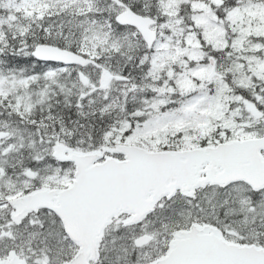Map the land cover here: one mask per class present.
<instances>
[{
  "label": "snow or ice",
  "instance_id": "obj_1",
  "mask_svg": "<svg viewBox=\"0 0 264 264\" xmlns=\"http://www.w3.org/2000/svg\"><path fill=\"white\" fill-rule=\"evenodd\" d=\"M0 264H264V0H0Z\"/></svg>",
  "mask_w": 264,
  "mask_h": 264
}]
</instances>
